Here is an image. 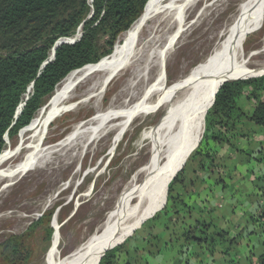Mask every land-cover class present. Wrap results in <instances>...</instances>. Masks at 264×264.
<instances>
[{"label": "bare ground", "instance_id": "bare-ground-1", "mask_svg": "<svg viewBox=\"0 0 264 264\" xmlns=\"http://www.w3.org/2000/svg\"><path fill=\"white\" fill-rule=\"evenodd\" d=\"M164 1H149L144 14L125 34L123 49H119L113 58L72 72L58 86L51 114L57 117L62 107L83 97L88 99L68 111L76 113L92 102L99 108L109 87L127 75L128 79L106 110L99 108L95 119L74 127L54 148L41 144L46 142L47 134L41 138L44 124L40 123V112L21 145L10 154L6 150L0 155V200H4L28 175H38L47 178L50 189L58 187L43 204L51 211L59 197L72 188L73 181L69 179L66 189L61 190L59 186L65 172L80 158V153L97 155L114 133H118L120 141L135 121L152 111H163L147 141L148 159L125 184L104 222L84 244L65 258L55 255L51 264H100L105 253L122 244L146 220L160 212L178 167L202 138L209 99L228 80L264 74L263 49L252 56H244L239 51L250 32L262 24L264 0H168L163 4ZM234 2L241 4L223 25L217 27L219 19ZM74 39L78 40L77 37ZM213 42H217L215 48L201 65L191 69L167 91L161 88L154 76L161 63L164 66L171 64L179 50L188 44L201 48ZM237 55L240 60L235 62ZM253 59H262L263 63H252ZM78 175L79 172L74 178ZM10 216L23 220V216ZM6 217H0V220Z\"/></svg>", "mask_w": 264, "mask_h": 264}, {"label": "rangeland", "instance_id": "rangeland-1", "mask_svg": "<svg viewBox=\"0 0 264 264\" xmlns=\"http://www.w3.org/2000/svg\"><path fill=\"white\" fill-rule=\"evenodd\" d=\"M92 3L93 0L88 1V4L91 7ZM167 3L168 0H165L163 4ZM240 4L241 2H234L227 10L225 15L219 19L217 22V27L221 26V24L223 25L225 23V19L231 17L233 12L238 9ZM201 13L202 12H200V14ZM263 13L261 15L263 18L261 26L259 25V27L250 32L249 36L240 47V54H243L244 56H252V54L259 53L261 51L260 49L264 50ZM79 33L80 32H78V34ZM126 33H123L118 38L112 53L109 56L103 58V61L101 60L102 62L99 64H102L113 58L119 49H123L125 44V41L123 40ZM79 39L80 38H78V40ZM216 43L217 42H213L201 48H196V46H191L188 44L182 48L183 50H179L176 57L173 59L174 62L172 61L171 64H167L168 66H164L163 63H161L159 70L154 74V76L157 77L156 81L159 83L161 88L167 91L170 87L175 86L180 80H182V77L186 76V74L191 69L197 65H201V62L215 48L214 46ZM102 45L104 46V43ZM239 60L240 56L237 55L235 62ZM252 63H263V60L253 59ZM126 76L127 75H125L120 81L114 82L109 87L110 91L105 99H102L99 108L106 110L108 106L111 105L124 82L128 79ZM245 76L256 75H244L226 82L235 81ZM257 76H264V74H259ZM61 83L59 84V87L61 86ZM107 86L105 88H107ZM59 87H57L56 91ZM146 88L149 87H145V89ZM32 91V89H29L27 94L24 96V102H26L29 99V96L32 95ZM56 91L54 95L46 101L45 105L35 116L36 118L40 112L42 113L40 117V123L44 125H42L43 128L40 131V134L41 138L47 134V140L45 143L41 142V144H43L44 147L50 148H54L56 145L62 143V141L69 136L71 133L70 131L74 127L81 124H86L87 122L95 119V117L98 115L99 109L92 102L88 107L80 108L79 111L77 110L78 112L76 111V113L69 112L68 110L73 109L78 103L88 99L87 97H83L75 103L62 107V114L58 113L57 117H53L51 114V107L57 99ZM78 93L80 94L81 91H78ZM143 94H145V91ZM247 109L250 110L251 107L248 106ZM162 115L163 111H152L151 113H148L144 117L138 119L137 122L135 121L133 126L130 128L128 133L125 134V136L120 137V141L118 138V133H114L112 136H110L108 141H106L105 147L101 149L97 155L94 153H80V158L76 160L63 175L62 184L59 186V189H66L68 179L73 181V186L65 194L59 197L57 205L53 207L51 211L45 209V205L43 204L55 191H57L58 187L50 189L51 184L49 181H46L47 178L38 175H28L26 179L20 181L4 200H0V217L2 218L7 215L6 219L0 220V244L12 238L18 239L20 244L24 245L27 249L26 253L28 259L24 264H51L55 258V255L59 254L62 258H65L66 255H69L79 246L84 244L85 241H87L95 233L98 226L104 222L108 213L115 206V201H117L123 187L129 182V180H131V176H133L139 167H141L148 159L149 149L147 146V141H149L150 137L155 131V127L157 126ZM29 127L24 129L17 136L6 139V146L4 149V151L7 150L6 153L8 152L10 154L18 147V145H21L24 135L30 129ZM205 128L206 124L204 119L203 135L199 144H197L196 150L194 152L191 151L188 157L181 164V166L184 165L183 168L179 172L177 170L178 173H176L178 175L180 172L184 171V184L185 186L187 185L186 187L189 189V191H191L193 199H191L190 194L188 195L185 192V189H183L179 184L174 187V197L178 200L180 197L179 194H182L184 196L183 199L186 200L185 204L199 210H202L203 208L205 209L208 205V201L212 202L213 200L216 210L220 212H229L230 209L235 207L237 215L240 212L246 213L247 218L245 220L250 224L251 218L260 217L261 214L258 215V212L260 213V210L264 211V199L261 206L259 203L263 198L262 195L259 197V192H264V159L262 162H256L253 159L250 160L248 156L243 155L241 157V155L232 154L234 156V164L232 169L230 168L228 170L223 164L221 165L223 166L221 167L222 171L214 166H209L208 169H202L200 165L201 156L196 157L194 159L195 161L192 159L193 162L190 161L191 158H193L192 156L197 151H212L215 153L217 157L216 159L223 157L224 163L228 162L227 155L225 154L231 153L230 150L227 152V147L220 144L215 146L213 142L203 143L202 140L204 137ZM38 139H40V136ZM213 149H215L216 152H214ZM239 157L241 158L238 159ZM235 168L237 169V174L233 172ZM77 172H79V175L74 178V175ZM231 173L232 178L228 179ZM177 175H175V177ZM252 176L255 177L256 181L252 178ZM235 179H241L242 182L230 184V182L234 181ZM244 180L245 183L243 184ZM226 183L229 185V188L227 189L228 192L224 189ZM242 185L251 187L253 186L257 192L249 194V197L247 193H243V195L240 194L238 197H236L234 206H231L230 198L235 195V192L239 188H241V191L243 192L245 188H243ZM226 192L228 193L229 198L225 197ZM224 197L225 199H223ZM177 200H175V202L172 204L168 200L167 196L164 208L146 220L140 229L135 231L132 236L127 238L117 247L125 246L123 250L125 253H128L129 251L133 252L131 243L134 242L130 239H134L135 237L138 242L140 239H145V242H143L146 243L148 247L150 245V247L154 248L155 251H157L156 248H163L167 244L171 245L172 249H174V253H171V258L166 257L167 260H172L174 255L177 253V249L179 248H181L182 252H187L192 245L194 246V243L192 241H188L187 236H183L184 230L182 229L183 225L181 226V224L184 223V221H182V217H177L176 215L175 206L179 205ZM251 203L256 204L255 209L251 207ZM10 215H14V217L23 216V220H17L12 218ZM174 216H176L175 220ZM200 216L202 217V214ZM204 216L206 217L208 215ZM186 217L188 218V215H186ZM215 217L216 215L210 216L208 222L213 220L214 225L218 228L220 225L216 223L217 220H215ZM189 221H186V223H188L185 226L186 230L190 225L191 227L194 225V220L191 219ZM247 223L242 224L243 226L241 224H237L236 226L246 227ZM167 224H169V229H163V227H165ZM254 226V228L257 229V234H250V241L251 246L256 247L254 254L256 255V259H258V257L264 253L261 246L258 245L261 243V238L264 234V220L256 223ZM52 228L54 229V235L50 241L48 238V230ZM247 235L248 233L244 234L243 230L239 231L238 234L235 235L237 237L236 245L232 247L228 246V248L231 250L229 252V258H231V260L237 264H251V260L246 258L244 255V251L246 250V248H244L245 245L242 246L245 240L247 241V238H249ZM146 236L154 237V240L153 238H146ZM143 252L144 251L142 250L138 252L137 255L139 259L142 258ZM149 252L150 251L147 250L145 253L149 254ZM149 257L150 256H148V260H151Z\"/></svg>", "mask_w": 264, "mask_h": 264}, {"label": "trees", "instance_id": "trees-1", "mask_svg": "<svg viewBox=\"0 0 264 264\" xmlns=\"http://www.w3.org/2000/svg\"><path fill=\"white\" fill-rule=\"evenodd\" d=\"M88 1L0 0V155L5 149L6 139L17 136L31 125L63 80L72 72L101 63L112 53L118 38L144 14L150 0H93L92 7ZM79 29L81 38L74 44L60 45L54 60L48 62L56 44L61 40H72ZM31 87L32 95L24 102V96ZM204 118L206 128L203 143L220 144L231 153L225 154L228 162L224 163L223 157L216 159L212 151L199 150L190 161L201 156L202 169L214 166L220 171L222 164L228 170L232 169L234 154L262 162L264 76H245L223 84L217 94L209 99ZM196 147L191 151L194 152ZM183 166H179L178 172ZM183 172L176 174L169 186L168 200L172 204L177 200L174 187L178 184L193 199L191 191L184 184ZM233 172L237 174V169ZM252 178L256 181L254 176ZM179 195V205L175 208L177 217H182L184 221L181 224L183 236L198 247L204 246L214 258L217 253L229 256L231 250L228 246H235L237 237L229 238L226 232L212 223L208 224L204 215H211L209 211L205 214L207 210L204 208L199 210L188 206L184 196ZM263 212L260 213L261 218H251L250 224L263 221ZM198 214H202V217ZM191 219L194 225L186 230V221ZM250 224L247 223V226ZM163 229H169V224ZM53 235L52 228L48 230L50 241ZM121 247L108 251L100 264H116V254ZM26 250L16 238L1 243L0 264H24L28 259ZM182 253L181 248L177 249V254ZM249 259L251 264H264V254L256 259L252 253Z\"/></svg>", "mask_w": 264, "mask_h": 264}, {"label": "crops", "instance_id": "crops-1", "mask_svg": "<svg viewBox=\"0 0 264 264\" xmlns=\"http://www.w3.org/2000/svg\"><path fill=\"white\" fill-rule=\"evenodd\" d=\"M238 182H242L241 179H235L234 181L230 182V184H237ZM250 182L253 183L252 181ZM244 183H245V180L243 184ZM242 187L245 188L243 192L241 191V188H239L235 192V195L230 198L231 206L232 205L234 206L236 197H238L240 194L243 195V193L244 194L247 193L249 197V194L257 192L253 186L251 187V186L242 185ZM228 188H229V185H227L226 183L224 186L225 191H227ZM227 192L225 193V197L229 198V195ZM259 193H260L259 197L260 195H262L263 197L259 202L261 206V204L263 203V199H264V192H259ZM225 197L223 199H225ZM251 207L255 209L256 204L251 203ZM205 210H207L205 214L208 213L209 211V213L211 214L210 216L216 215L215 217V220H217L216 223L220 225L218 228L226 232L229 238L231 237H233V239L236 238L235 235L238 234V232L241 230H243L244 234L248 233L247 236H249V238H247V241L249 242L245 240V242L242 244V246L245 245L244 248H246V250L244 251V255L246 258H249L252 253L254 254V252L256 251V247L251 246L250 234H257V229L254 228L255 227L254 225H248L246 227H242L243 226L242 224L247 223L245 220L247 218L245 212H240L237 215L235 207H233V209H230L229 212L217 211L214 205V200L212 202L208 201V205L206 206ZM260 211H261L260 213H262V210ZM260 213L258 212V215ZM210 216H206L205 218L206 222L208 224L212 223L214 225L213 220H211V222H208ZM237 224H241L242 226L237 227L236 226ZM146 238H149V239L153 238L154 240V237L146 236ZM261 239L262 241L258 245H260L262 250L264 251V234ZM130 240L134 242V243H131V248L133 252L129 251L128 253H125L123 251L125 246L121 247V251L116 254V260H115L116 264H237L234 261H232L231 258H229V256H225L220 253H217L216 257L214 258L210 256V254L208 253V251L206 250L204 246L198 247L196 245L191 246L187 252H183L180 255L176 253L172 260H167L166 257L171 258V253H174V249H172L171 245L167 244L163 248H156L157 251H155V249L150 247V245L148 247V245L144 243L145 239H140L138 242L134 237V239H130ZM140 242H143V243H140ZM140 250L144 252L142 253V258L139 259L137 254ZM147 250L150 251L149 254L145 253ZM148 256H150L149 258H151V260H148Z\"/></svg>", "mask_w": 264, "mask_h": 264}, {"label": "water", "instance_id": "water-1", "mask_svg": "<svg viewBox=\"0 0 264 264\" xmlns=\"http://www.w3.org/2000/svg\"><path fill=\"white\" fill-rule=\"evenodd\" d=\"M79 34H77L76 35V37H78V38H81V36H82V34H81V29H79ZM77 40H71L70 42H66V41H64V40H61V41H59L57 44H56V46L54 47V49H53V52H52V55H51V58H50V60L48 61V62H51V61H53L54 60V57H55V52H56V49L60 46V45H62V44H74L75 42H76ZM47 62V63H48ZM47 63H45V65L47 64ZM44 65V66H45ZM31 89H32V87H31ZM30 89V90H31ZM21 110H22V107H21ZM21 110H20V112H19V114L21 113ZM106 254V253H105ZM105 254L103 255V257L105 256ZM102 257V258H103Z\"/></svg>", "mask_w": 264, "mask_h": 264}]
</instances>
